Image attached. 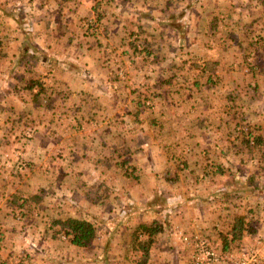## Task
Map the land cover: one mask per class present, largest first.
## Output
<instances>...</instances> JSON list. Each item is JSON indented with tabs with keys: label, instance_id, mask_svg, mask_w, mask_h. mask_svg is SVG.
Instances as JSON below:
<instances>
[{
	"label": "crops",
	"instance_id": "1",
	"mask_svg": "<svg viewBox=\"0 0 264 264\" xmlns=\"http://www.w3.org/2000/svg\"><path fill=\"white\" fill-rule=\"evenodd\" d=\"M122 1L138 4L136 0H9L4 7L6 9L19 2L17 5L22 11L28 9L34 15L30 17L29 24L26 23L29 17L18 19L15 12L7 14L8 19L4 20L7 26L12 22L15 25L13 29L18 32V36L15 39L12 36L9 41L19 42L17 45L20 50H0V140L5 144L6 139L11 138L13 143L18 135L14 127L27 114L22 113L21 109L37 111L44 102L52 114L49 120L41 114V117L33 122L41 125L37 126V138L42 140L34 148V165L37 169L54 173L49 183L56 191L51 202L57 209L52 211L51 217L46 221L49 222L47 227L43 230L37 227L38 234H43L44 239L38 242L39 246H34L39 254H43L41 262L45 264H140L138 259L142 258L141 251L135 255L132 253V250L138 247L133 232L139 224L150 225L154 220L164 225V231L156 236L145 264H194L193 246L183 242L182 235H203L224 251L223 241L219 239L224 232L218 231L220 225L214 222L216 216L212 209L208 210L207 200L195 194L186 196L181 190L180 193H175L181 183L174 191L166 189L167 186L171 187V184L179 182L178 174L196 169L194 165L182 164L180 167L183 170L177 168L175 175V168L163 167L164 164L155 158V148L159 145H164L165 150H168L170 145L175 147L182 142L185 144L183 147L187 161H190L194 144L198 145L197 148H202L205 154H214L217 147L211 143L213 137L217 138L219 135L218 126L209 122L202 127V116L195 121L185 117L186 127L182 129L181 138L177 135L170 137L174 141L180 140L174 145L165 141L166 136L163 134L169 133V130L156 131V119L149 122L144 121L141 114H128L127 108L131 106L132 100L130 89L133 92L138 91L141 86L155 80L156 75L159 80L154 82V85H160L158 90L165 95L168 93L165 84L170 83L171 79L165 77L168 74L165 66L161 65L162 70L159 71L157 65L166 53L162 45H170L173 33L169 30L172 27L170 21L164 17L161 20L154 19L148 6L145 10L148 14L143 13L148 20L147 25L136 21L134 29L127 34L125 25L118 18L124 8L119 6ZM210 1L212 7L209 8H206L205 4L193 5L203 12L210 10V20L206 21H201L200 14L187 12L183 5L177 8L186 10L185 13L180 12L181 19L192 15L193 19L197 20L187 26V30L194 27L190 29L192 34L189 48H200L204 55L203 62L193 61L194 67L200 69L203 75L212 71L205 84L212 86L213 83L219 82V68L226 74H235L239 70L249 73L248 67L243 68L233 62L227 64L226 61L229 57H232V60L250 57L251 52L255 55L248 45L257 40L262 42V65L256 66L254 72L262 71L264 75V20L247 17L245 12L248 10L242 4L223 0ZM68 2L69 6L66 5ZM110 7L117 13L105 14L110 12ZM110 17L113 20L106 19ZM175 18L178 17L173 19ZM90 21L95 24V31L91 29ZM259 24L262 25V35L258 29H261ZM177 27L174 34L179 37L182 29ZM199 27L203 28L207 39L200 38ZM12 33L14 35V32ZM30 37L34 41V49L29 45ZM136 42H144V45L136 46ZM159 42L162 45H159ZM124 44L127 45L126 48L123 47ZM133 46L136 50L139 48L134 52L135 57L131 52ZM155 52L158 53L156 56ZM166 55V62L172 58L183 60V65L180 66L183 69L190 62L189 55H192V50L176 54L168 52ZM124 56L135 60L142 56L147 60L148 57L152 58V63L146 62L145 76H136L137 68L128 65ZM27 63L30 69L37 67V78H28L27 71L30 69L24 68ZM218 65V71L215 72L213 67ZM263 83L264 81L262 90ZM202 84L203 82L194 81L192 85L198 88ZM251 85L248 84L246 89L255 90L259 87L255 83ZM183 89L185 87L178 88L179 91ZM181 96L183 95L180 92L177 95L180 106L185 104ZM160 99L162 100L158 99L157 102H166L163 97ZM236 100L232 102L235 106ZM140 105L142 104L138 103V106ZM249 105H252L251 102L246 108ZM246 108L244 111L247 112ZM260 109L263 115L260 120H264V102ZM209 116L213 117L212 114ZM60 117H63V124L58 128L55 126V120ZM159 118L163 122L166 120L163 116ZM175 121L182 124L183 119L178 117ZM197 124L200 128H196ZM260 125L261 123H258L256 126L258 134L264 132V126ZM48 126L50 128H47ZM206 136L210 137L208 146L202 144ZM27 153L28 150L24 152L17 144L16 154L26 157ZM157 153L161 155V151L158 150ZM162 153L168 155L166 151ZM222 153L228 154V147L227 152ZM2 154L7 156L11 152L3 146ZM210 162L207 166L200 164V169L207 171V168H210L221 174L218 161L211 159ZM161 169H165V172ZM1 170L9 171L10 176L7 181L3 179L6 181L5 193L0 197V203H6L15 209H37L43 204L41 191L45 189L44 186H34V193L20 192L32 185L25 176L27 172H21L14 178L9 168L2 167ZM156 173H159V176H156ZM143 175H146L145 178ZM173 177L175 178L171 179ZM184 191L187 192L185 189ZM23 200H27L25 206H22ZM132 205L135 208H130ZM262 205L264 206V192ZM50 206L46 205V211L49 212ZM58 206L63 207V214L86 219L96 225L98 237L90 246L79 249L64 236H57L54 222L60 218L61 212L55 216ZM65 206L67 212L64 211ZM127 206L130 208L128 213L122 210ZM139 206L147 207L148 210L139 212ZM12 211L15 212L14 209ZM263 216L262 225L255 228L256 234L249 236L244 232V240L264 234ZM17 217L32 220L39 217V213L32 215L27 210ZM251 220L250 215L247 222ZM3 225L0 235L12 234V229ZM61 238L65 246L63 255L54 253L58 248L55 241ZM233 243L225 252H235L236 249L230 248ZM26 251H29L28 246Z\"/></svg>",
	"mask_w": 264,
	"mask_h": 264
},
{
	"label": "rangeland",
	"instance_id": "2",
	"mask_svg": "<svg viewBox=\"0 0 264 264\" xmlns=\"http://www.w3.org/2000/svg\"><path fill=\"white\" fill-rule=\"evenodd\" d=\"M8 1L9 0H0V50L2 52H11L19 49V45H17L19 44V42L13 40L12 42L9 41L12 36L15 39L18 36V32L13 29V26L15 25H13L12 20V24L8 23L7 26L6 21H4L8 19L6 15H10L11 12H15V15L18 19L22 18L23 16L29 17L26 20V23L28 24L29 22H31L30 17L34 15L28 9L22 11V8L17 5L19 2L13 3L11 7L4 9ZM223 1H230V3L233 1L235 4H242L248 10L247 12H245L247 14V17L255 18L260 21L264 20V0ZM136 2H138V4L134 5V2L132 1H122V3L119 5L124 8L123 11L120 12L122 13V18L119 16L118 18L122 20L121 23L125 25L124 30L127 31V34L128 31L134 29V22L136 21H140V23L147 25L146 22L148 20L143 13H146V8L150 7L151 9L149 8V10L151 16L154 19L161 20L164 17L165 20L170 21V24L172 26L169 29L170 33H173V35H171L173 40L170 45L166 47L165 44L162 45V43L159 42V45H162L163 48H165V52L176 54L180 52H190L192 50V55H189L190 62L186 65L185 68L182 69L180 68V66L183 65V60L178 61L177 59L172 58L170 61L166 62L168 60V56L165 53L163 55V60L161 57L158 61L157 66L159 71L162 70L161 65L165 66L168 73L165 75V77H170L171 79L170 83L165 84L168 93L165 95L164 92L158 90L160 85H154V82L159 80L157 79L156 75L155 80L150 81V83L147 85L141 86L138 91L133 92V90L130 89V96L132 100L130 102L131 106L127 108L128 114L132 116L141 114L143 120L149 122L156 119V122L158 123L154 127L156 131L165 132L166 130H169V133H164L163 135L166 136L165 141H169L174 145H176L180 140L174 141V139L170 137L177 135L179 136V138H181L180 134L182 132V129L186 127L187 120L185 121V117L192 118L195 121L197 118H201L202 116L204 121V123L203 121H201L202 127L211 122V125L215 126L216 124L219 129V135L217 136V138L213 137V141L211 140V145L217 147V150L214 152V154H210L207 151L206 152L208 154H205V151H203L202 148H197L198 145L194 144L192 146L193 148L190 155V161H187L185 160V157L187 155L185 153V148L183 147V145H185L184 142L179 143V146L175 147L173 145H170L168 150H165L164 145H159L158 148H155V158L159 162H162L164 164L163 167L166 166V168H168V166H170L175 168L176 171H173V174L175 175H177L178 172L177 168L182 169V167L180 166L184 163L187 165H194V168H196L194 170L190 169L178 174L179 182L171 184V187L167 186L166 189L174 191V188H176L177 185H180L181 183V186H179V188L175 190V193H180L181 190L182 194H187L186 196L195 194L202 196L203 200H207L206 202H208L209 204L207 205L208 210L212 209V212H214L216 216L214 222H218V224L220 225V230L218 231L224 232L221 233V235H225V232H229V228L231 226L229 225V223L231 221H234V217L236 215H244L247 218H249V216L251 215L252 220L250 222H247L246 220L247 223H250L249 227L254 229L256 227H260L262 225V216L264 215V206L262 205V193L264 192V142L260 148H248L242 140L244 138L243 135H245L246 137L250 132L254 135L257 134V136L260 135V137L264 140V132L258 134V130L256 129L258 123H261V127L264 126V120H260V118H262L263 116L262 109L260 108L262 107V103L264 102V83L262 90V81H264V75H262V71L254 72V68L256 66L259 67L262 65V42L257 40L252 44L249 43L250 45H248V48L255 52V55H253L251 52L250 57L245 56L244 58H236L234 60H232V57H229L226 61L227 64L233 62V64H237L239 66L241 65L243 66V68L248 67L250 69L249 73L246 74L243 71L239 70L235 74H226L221 70V68H219V65L214 66L213 68L215 72L218 71V68L220 70L218 74L219 82L213 83L212 86H210L208 84H205V81L209 78V76H211L212 71L203 75L200 69L194 67L195 63H193V61L198 63L203 62L202 59L204 55L202 54L200 48H189L191 46L190 37L192 34L190 32V29L194 27H189V29L187 30V26H190V22H196L197 20H194L192 15L190 17H186L185 19H181V16L179 14L181 11H184L185 13L187 10V12L191 11L195 14H200L201 21H206L207 19L210 20V14L208 13L210 10H205V12H203L198 9L197 6H200V4H205L204 6H207L206 8L212 7L210 6L211 1L136 0ZM149 4H151L153 7H151ZM66 5L69 6L70 3L68 2ZM180 5L186 7V10L182 7L180 9H177ZM193 5L197 6L194 8ZM113 6H115V4H113ZM240 8L242 9V6ZM109 10L110 12L107 11L105 14L111 15L113 12L117 13L113 10L112 7H110ZM174 17L178 18L173 19ZM195 17L196 16H194V18ZM106 19L113 20L111 17ZM107 21L109 22V20ZM90 23L89 24L92 25L91 29L95 31L94 29H97L95 24L93 23V21H90ZM177 26H180V28L182 29V33L179 37L178 35L176 36L174 34V31L176 30V28H178ZM259 26H261V29H258L261 32L260 34L262 35V25L259 24ZM10 28H12L11 31ZM29 31H31V29L28 30V32ZM12 32H14V35H12ZM199 32L201 35L200 38H208V36H205L202 27H199ZM124 36L125 33L123 32V37ZM125 42L127 44L126 40ZM138 42H136V46L142 47L144 45V42ZM200 42H207V40H200ZM157 44H155V46H158ZM29 45L34 49V41H32L31 37L29 38ZM123 47L126 48L127 45L124 44ZM28 48L29 47H27V49ZM166 49L168 52L166 51ZM135 50L136 47L133 46L131 52L134 57ZM137 50H139L138 47ZM157 54L158 53L155 52V56ZM124 61L128 65L136 67L138 71V74L136 76L141 75L142 77L145 76L144 74H146V62L152 63V58L148 57L147 60L144 56H142L138 58V60H135L134 58L131 59L124 56ZM167 65L168 67H166ZM26 67L29 68L28 63L24 65V68ZM36 69L37 67H35V69L33 68L27 71L28 78L38 77ZM214 76L215 75H213V78ZM194 81H198L200 83L203 82V84L200 85V87L196 88L192 85ZM252 83H255L257 86L261 87V89H258L259 87L255 90L246 89L247 85H251ZM179 86L185 87V89L179 91ZM180 92L183 95L181 97H183L185 101V104L182 106H180V101H178L177 98V95ZM162 97L166 100V102H157L158 99L162 100L160 99ZM235 99H237L235 102L236 106L232 103L235 101ZM250 102L252 105H249V107L246 108V106ZM138 103H141L142 105L138 106ZM211 105L212 108H210ZM124 106H126V104H124ZM245 108L248 110L247 112L244 111ZM26 110L27 109H21L22 113L27 112V114L24 115L21 118L20 122L16 123L17 126L14 127L16 128V133H18V135L15 136V140H13V143L11 138H7L5 144L0 140V169H2V167L3 169L9 168L11 170V173H13L12 175L14 178H16V176L21 172L23 174L27 172L25 176L28 178L27 180L29 181V184H32V187L29 186V188H24L25 191L20 192H24L25 194L34 193V186H44L45 189L41 191V194L44 197V202L37 209L31 207L29 209H15L13 207H10V205L8 206L6 203H0V228L4 224L3 227L12 229V234L0 235V264H45V262H41L43 254H39V251L34 247L35 245L39 246L38 242H40L41 239H44L43 234H38L39 231L37 227L41 230H43L44 227H47V224L49 222L46 221L51 217L52 211L57 209V207L52 205L51 202V200L55 198L56 191L49 183L50 177L54 173L50 170L37 169L33 161L35 156L33 155L34 148L38 146V143L42 142V140L37 138V130H39L37 129V126L39 127L41 125L37 123L35 124L33 122H36L35 120L40 118L41 114L43 115V117H46L47 120H49L52 114L49 111L48 105H46L44 102L41 103L40 109L37 111ZM256 112L257 114H254ZM211 114L213 115V117L209 116ZM161 116L166 119L165 122H163L159 118ZM178 117H181L183 119L182 124L176 123L175 119ZM167 120L170 122H168ZM55 121L56 127H62L63 117H60ZM167 122L168 124H166ZM197 127L200 128L198 124L196 128ZM47 128H50V126H48ZM209 138L210 137L208 136L203 138L202 144H204V146H208L210 142ZM206 141L207 143H205ZM49 142L50 141L48 140V143ZM17 144H19L21 148H23L24 152L28 150L26 157L22 154H16ZM3 146H5L7 150H10L11 154L7 156L6 154H2ZM227 147L228 154H223L222 152H227ZM158 150L161 151V155L157 153ZM164 151H166L168 155L162 153ZM155 158L154 162L156 161ZM211 159L218 161L220 170H223L221 174L215 173V171L210 170V168H207V171L200 169V164H205L207 166L211 163ZM165 162H167V165H165ZM161 170L162 172H165V169ZM9 176V171H0V194H2L0 197H2L3 193H5L4 185ZM144 176L146 175H143V177ZM156 176H159V173H156ZM175 177L171 179H174ZM4 178L6 179L5 182L3 180ZM49 186L51 187L48 189ZM159 188L163 190L161 187ZM184 189L187 192H185ZM46 205H52L50 206L51 208L49 212L45 209ZM213 206H215V208ZM11 208L14 209L15 212H13ZM130 208H135V206L132 205L130 206ZM130 208H128L127 206L122 210L128 213ZM24 210H28V212L32 215L39 213V217H35L34 219L32 218V220H29L30 218H27L25 220L17 217L19 214H23V212H25ZM138 210L139 212H146L148 208L139 206ZM64 211L67 212L66 206L64 207ZM62 212L63 207L58 206V210L56 211L55 216L59 213L60 218L68 216V214H63ZM29 221H31V223ZM211 222L213 223V221ZM27 225L32 228L27 227ZM1 232L2 231L0 229V233ZM246 234L251 236V234ZM255 234H253V236ZM244 236L231 245L230 248L236 249L234 252L235 254L230 253L229 251L228 253L221 250L216 245H214L207 237H203V235H198L197 237L208 240L211 245L216 247L217 250L222 254V256H224V261L220 264L228 263L229 260L233 259H230V257H236L240 254L243 255L244 252L246 254L255 252L261 259V264H264V234H257L255 238H248L246 240H244ZM97 237L98 234L96 238ZM219 239L220 241H222V236ZM62 242V238L59 241H55V243L58 245V248L54 253H60L62 255L64 254L65 246ZM27 246L29 251H26ZM231 263L232 262L230 261L228 264Z\"/></svg>",
	"mask_w": 264,
	"mask_h": 264
},
{
	"label": "trees",
	"instance_id": "3",
	"mask_svg": "<svg viewBox=\"0 0 264 264\" xmlns=\"http://www.w3.org/2000/svg\"><path fill=\"white\" fill-rule=\"evenodd\" d=\"M209 65V64H208ZM243 143L248 148H260L264 142L260 135L252 134L251 132L245 137L243 135ZM222 173L223 171L220 170ZM27 203V200H23V205ZM247 217L244 215H236L234 221L229 223L230 230L225 235H222V241L224 245V251L228 249L231 243L240 240L244 236V232L248 234H255V229L249 227V223L246 222ZM54 226L57 227L55 233L58 237L64 236L73 246L82 249L90 246L96 236L97 228L94 223L86 219H78L75 217L65 216L58 218L54 222ZM164 231V225L154 220L150 225L139 224L133 232V235L137 241L138 247L132 250V253L138 254L139 251L142 253V258L138 259V263L145 264L149 258V253L152 245L155 242L157 235ZM145 239H141V237Z\"/></svg>",
	"mask_w": 264,
	"mask_h": 264
},
{
	"label": "built area",
	"instance_id": "4",
	"mask_svg": "<svg viewBox=\"0 0 264 264\" xmlns=\"http://www.w3.org/2000/svg\"><path fill=\"white\" fill-rule=\"evenodd\" d=\"M182 241L187 244H192L194 250V264H220L224 261V256L217 250L216 247L212 246L211 243L206 239L198 238L193 235H182ZM258 254L245 252L229 261L232 264H261V259L257 256Z\"/></svg>",
	"mask_w": 264,
	"mask_h": 264
}]
</instances>
